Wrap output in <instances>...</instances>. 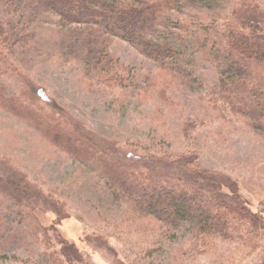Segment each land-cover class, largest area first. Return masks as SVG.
<instances>
[{"label":"rangeland","instance_id":"1","mask_svg":"<svg viewBox=\"0 0 264 264\" xmlns=\"http://www.w3.org/2000/svg\"><path fill=\"white\" fill-rule=\"evenodd\" d=\"M223 1L226 6L229 0ZM258 6L264 14V1ZM69 12L65 0H0V85L8 83L13 95L24 89L14 78L21 76L30 86L24 89L27 99L43 109L38 113L67 120L108 146L118 145L135 161L152 154H190L201 169L227 178L246 209L261 215L263 223L249 235V240L261 236V241L217 242L203 256L191 253L189 225L170 232L148 219L130 217L92 172L95 165L81 166L48 145L31 120L0 109V160L43 193L54 192L53 199L64 205L60 218L40 207L28 208L30 219L52 230L49 236L57 247L56 235L75 247L70 264H261L263 133L212 106L207 64L202 83L169 79L129 44L92 21L74 22ZM201 13L184 5L173 15L192 21ZM5 71L8 76L3 77ZM9 220L21 224L20 219ZM18 239L0 249V264L40 259L36 243Z\"/></svg>","mask_w":264,"mask_h":264},{"label":"trees","instance_id":"2","mask_svg":"<svg viewBox=\"0 0 264 264\" xmlns=\"http://www.w3.org/2000/svg\"><path fill=\"white\" fill-rule=\"evenodd\" d=\"M65 1L71 20L94 22L154 62L169 79L202 83L201 71L207 64L212 71L206 85L212 106L264 135V14L258 6L264 0H229L226 6L223 0ZM184 5L196 6L202 13L195 20L179 21L173 14ZM2 75L8 76L6 71ZM14 78L30 89L21 76ZM7 84L0 85V109L23 121L31 120L30 125L48 145L81 166L95 165L92 172L121 200L130 217L148 219L170 232L189 225L191 253L201 256L217 242L261 241V236L249 240L262 222L261 215L250 213L227 178L201 169L195 157H140L150 166L135 161L118 145L108 146L65 119L38 113L43 109L27 99L24 89L16 93L13 88L15 94L10 95ZM36 95L45 102L42 91ZM6 166L0 160V249L19 238L40 247V259L29 263L70 264L77 255L75 247L57 235L58 247L54 245L49 236L52 230L32 221L27 210L40 207L60 218L63 203L53 199L54 192L43 193L27 176ZM11 216L21 224L10 223Z\"/></svg>","mask_w":264,"mask_h":264}]
</instances>
